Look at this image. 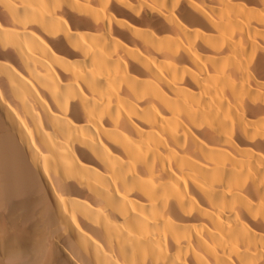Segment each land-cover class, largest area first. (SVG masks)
Returning a JSON list of instances; mask_svg holds the SVG:
<instances>
[{"label": "bare ground", "instance_id": "bare-ground-1", "mask_svg": "<svg viewBox=\"0 0 264 264\" xmlns=\"http://www.w3.org/2000/svg\"><path fill=\"white\" fill-rule=\"evenodd\" d=\"M0 264H264V0H0Z\"/></svg>", "mask_w": 264, "mask_h": 264}]
</instances>
